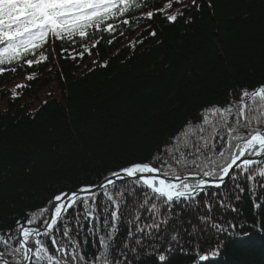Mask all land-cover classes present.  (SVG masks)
<instances>
[{
	"label": "trees",
	"instance_id": "16d2710c",
	"mask_svg": "<svg viewBox=\"0 0 264 264\" xmlns=\"http://www.w3.org/2000/svg\"><path fill=\"white\" fill-rule=\"evenodd\" d=\"M166 3L153 0L154 7L124 18L156 9L163 15L85 41L92 48L100 36L112 40L96 44L82 58L68 43L65 55L76 59L63 58L61 42L50 37L26 57L36 61L43 53L46 61L0 75V229L12 228L57 192L98 183L130 162L165 155L169 139L186 122H196L205 106L227 104L230 93L238 101L240 90L264 85V0H210V6L209 0H197L199 10L190 11L185 5L191 0L174 2L171 9ZM175 11L183 18H164ZM29 75L35 78L26 79ZM17 84L27 87L16 89L20 95L13 100ZM242 186L235 205L241 223L261 231L246 227L243 241L217 236L210 244L222 246L208 264H264V211ZM225 218L236 222L230 212ZM182 219L190 229L191 217L183 213ZM88 249H93L91 237ZM207 250L201 245L202 254ZM169 262L194 264V258L177 249ZM135 264L158 261L145 254Z\"/></svg>",
	"mask_w": 264,
	"mask_h": 264
},
{
	"label": "snow or ice",
	"instance_id": "6c2138e0",
	"mask_svg": "<svg viewBox=\"0 0 264 264\" xmlns=\"http://www.w3.org/2000/svg\"><path fill=\"white\" fill-rule=\"evenodd\" d=\"M174 2L183 0H167L166 7ZM145 7H154L153 0H0V75L46 61L43 53L36 61L26 57L50 37L61 42L63 58L75 60L65 55L64 43L72 51L79 48L76 54L82 58L104 41L100 36L92 48L87 46L85 41L98 33L111 35L121 26L163 15L156 9L124 18ZM192 7L199 10L197 0L185 10ZM178 16L183 13L164 18L175 22ZM25 87L17 84L12 99L20 95L16 89ZM229 96L227 104L207 105L196 122H186L169 139L165 155L130 162L98 183L57 192L43 207L17 218L12 228L0 229V264H135L145 254L170 264L177 249L192 256L194 264H208L222 246L210 244L217 236L243 241L249 235L246 227L261 231L256 224L241 223L243 214L235 205L246 185L249 198L260 201L254 206L264 211V85L240 90L238 101ZM229 212L235 223L225 218ZM183 213L191 217L190 229L183 227ZM201 245L208 249L203 254Z\"/></svg>",
	"mask_w": 264,
	"mask_h": 264
},
{
	"label": "water",
	"instance_id": "95a60500",
	"mask_svg": "<svg viewBox=\"0 0 264 264\" xmlns=\"http://www.w3.org/2000/svg\"><path fill=\"white\" fill-rule=\"evenodd\" d=\"M226 180H227V178H226ZM75 190V189H74Z\"/></svg>",
	"mask_w": 264,
	"mask_h": 264
}]
</instances>
